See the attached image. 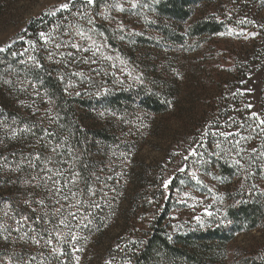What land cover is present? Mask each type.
Segmentation results:
<instances>
[{"label": "rangeland", "instance_id": "rangeland-1", "mask_svg": "<svg viewBox=\"0 0 264 264\" xmlns=\"http://www.w3.org/2000/svg\"><path fill=\"white\" fill-rule=\"evenodd\" d=\"M75 3L82 5L81 0H0V54L12 49L14 57L24 58L22 62L26 58L31 60L33 52L38 55L47 50L48 42L60 34L61 25L69 26L71 20H78L77 26L64 29L70 33L69 46H66L63 57L69 96H91L117 88L141 87L158 95L166 104L164 113L140 109L126 118L112 117L118 124L121 145L117 150L114 146L108 147L101 183L104 195L99 200H92L100 206L96 215L107 224V228L103 233H92L85 238L83 248H79V244L74 247L78 252L81 250L80 256L85 263L122 264L117 245L123 237V223L127 220L133 238H141L149 234L151 225L167 210L164 222H169L173 228L211 226L216 224L214 220L223 217V208L234 194L236 179L221 176L211 157L218 156L215 154L216 142L228 139L237 143L236 139L242 137L241 114L235 106L231 105L229 109L224 100L228 94L232 99L239 87L233 82L225 84V81L230 74L227 69L233 67L243 51L251 50V44L244 37L229 34L205 39L198 49H193L189 45L191 41L188 45H176L140 27L136 29H141L147 37H156V40L139 45L121 39L108 43L100 32L93 37L85 32L90 26L85 24L84 17H79L83 14L79 13ZM64 4H69V8L62 9ZM103 9L102 18L112 26L129 27V31L134 29L125 21L135 22L134 15ZM50 19L55 21L51 25ZM66 21L68 23L64 25ZM114 22L119 24L113 25ZM40 33L45 34L42 39ZM250 66L249 78L245 79L240 90L250 115L261 119L264 58L260 64ZM12 79L13 76L8 80ZM13 97L18 103L29 102V110L25 111L29 122L43 123L45 134L52 132L50 109L45 101H36L40 95L30 85L29 91L15 89ZM108 115L111 114H90V120L92 124L102 122L104 125L109 117L114 116ZM17 128L4 122L0 124V140L8 142L10 132ZM15 144L7 154H17L23 148L33 146V140H29L25 147L18 139ZM37 146L40 154L36 155V160H39L30 167L31 171L21 173L26 171L25 167H17L14 171L21 173L24 183L44 195L42 202L61 209L57 219L66 215L69 220H74V204L77 202L74 195L80 187L76 171L55 147L49 149L40 143ZM45 147L48 148L47 158ZM192 149H195V155ZM29 174L32 175L29 177ZM177 176L180 179L173 187ZM4 182L7 181H0L1 184ZM165 182H169L167 187ZM147 187L159 190L158 197H146L143 189ZM0 191L4 190L1 188ZM72 226L71 223L68 230L78 236L79 232H74ZM222 251L227 264L243 257L264 260V235L256 230L236 233L224 244Z\"/></svg>", "mask_w": 264, "mask_h": 264}, {"label": "trees", "instance_id": "trees-1", "mask_svg": "<svg viewBox=\"0 0 264 264\" xmlns=\"http://www.w3.org/2000/svg\"><path fill=\"white\" fill-rule=\"evenodd\" d=\"M74 6L77 7V3ZM78 7L83 14L79 17H84L85 24L90 26L85 32L92 37L100 32L108 43H116V39L131 45L155 41L156 37L144 35L143 28L176 45H188L191 41L189 45L193 49H198L205 39L221 35L232 34L250 40L249 55L243 51L233 67L227 69L230 74L225 84L233 82L239 90L233 93L232 99L231 94L221 98L229 109L231 105L238 108L242 137L236 139L237 143L228 139L216 142L218 156L211 157L221 176L236 179L234 194L223 208V217L214 220L216 224L211 226L173 228L172 224L164 222L167 210L151 225L149 234L141 238H133L127 220L117 245L122 264H227L222 249L236 233L256 230L264 235V124L260 123L264 120V88L261 119L250 115L240 90L249 78L250 65H258L264 58V0H96L94 6L82 4ZM102 9L134 15L135 22L125 20L134 29L112 26L102 18ZM53 22L54 19L49 20L50 25ZM78 24V20H71L69 26L59 24L60 34L48 42L47 50L38 55L33 52L31 60L26 58L22 62L24 58L14 57L12 49L0 54V124L4 122L15 128L18 125L10 132L8 142L0 140V181H7L0 183V189L4 190L0 191V264H92L83 262L81 250L78 252L74 247L79 244V248H83L85 238L92 233H103L107 228L96 215L100 206L92 200L104 195L101 183L108 147L114 146L117 150L121 145L118 124L113 120L115 116L126 118L140 109L154 113L167 111L158 95L141 87L117 88L91 96H69L63 57L70 33L64 29ZM118 24L114 22L113 25ZM12 76L13 79L8 80ZM29 85L40 95L36 101H45L50 109L53 128L49 134H45L43 123L29 122L25 113L29 110V102L18 103L13 99L15 89L29 91ZM101 112L114 116L108 115L111 117L104 125L102 122L92 124L90 114ZM17 139L24 147L33 140V146L17 154H7ZM38 143L49 149L55 147L76 171L80 187L74 195L77 201L74 220L66 215L57 219L61 209L42 202L44 195L24 183L20 176L31 171L30 167L39 160H36V155L40 154ZM47 147L44 148L46 158ZM17 167H25L26 171L18 174L14 171ZM179 179L175 177L173 187ZM143 190L146 197H158L159 190L152 187ZM71 223L74 232H79L78 236L68 230ZM230 264H264V260L243 257Z\"/></svg>", "mask_w": 264, "mask_h": 264}, {"label": "snow or ice", "instance_id": "snow-or-ice-1", "mask_svg": "<svg viewBox=\"0 0 264 264\" xmlns=\"http://www.w3.org/2000/svg\"><path fill=\"white\" fill-rule=\"evenodd\" d=\"M81 2L85 6H87V5L94 6L95 3H96V0H81ZM61 7H62V9H68L69 8V4H64ZM44 35H45L44 33H40L41 38H43ZM73 47H78V46L77 45H73ZM249 107H251V105H249ZM253 115L255 116L257 114L253 113ZM260 123L264 124V120H261ZM53 151H55V149H53ZM192 154H194V155L196 154L195 149H192ZM37 158H39V157H37ZM186 159H187V157H186ZM192 175H193V178H196L195 173H193ZM46 179H51V178L50 177H46ZM169 182H165L164 186L167 187ZM54 183H58V182L54 181ZM57 191H58V189H57ZM73 217L75 218V214L74 213H73ZM73 239H75V237H73ZM49 243H51V241H49Z\"/></svg>", "mask_w": 264, "mask_h": 264}]
</instances>
